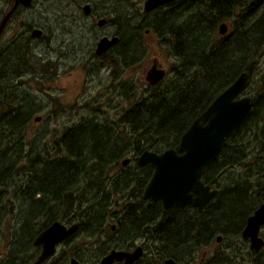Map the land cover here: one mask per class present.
Here are the masks:
<instances>
[{
  "label": "trees",
  "instance_id": "16d2710c",
  "mask_svg": "<svg viewBox=\"0 0 264 264\" xmlns=\"http://www.w3.org/2000/svg\"><path fill=\"white\" fill-rule=\"evenodd\" d=\"M178 12V19L188 12L187 18L172 25L168 23L169 16L164 23L165 28L154 32L170 47L176 60L171 67L175 76L170 83L165 85L161 80L156 85L149 84L146 94L139 96L136 93L135 101L124 109L116 121L99 122L97 118L90 117L68 127L59 138H53L51 152L46 146L38 150V146L30 145L24 155L19 148L9 164L0 166V185L5 184L18 163H23L27 171L29 179L25 180L22 194L28 198L30 207L27 208L25 227L30 228L32 223L28 222L40 217L43 221L52 222L58 218L62 208L67 210V216L72 215L74 206L79 213L72 216L77 217L80 223L105 221L109 216L112 196H124L125 190L134 186L135 189L119 201L125 206L121 218L157 216L160 205H153L154 200L147 202L141 198L135 204L148 182L151 169L134 164L130 168L127 165L121 172L124 173L122 176L111 177L113 188L118 191L115 193L106 176L108 167L118 164L127 153L135 158L144 150L161 153L165 149L177 148L180 136L197 116L237 76L247 71L250 75L248 87L252 79L259 76L256 85H253L252 108L240 130L226 141L220 156L207 166L202 177L209 184L216 181L221 189L219 195L229 200H223V215H219L218 219L231 221L237 216L240 209L237 195L246 194L249 189L239 182H235L232 189L219 181L222 179L220 174L239 165L247 168L239 176L241 178L264 177V72L261 68V63L264 65V0H192V3L180 7ZM223 22L228 25L225 35L218 32ZM138 36L133 34L136 40H139ZM121 37V45L115 53L99 59L101 67L112 66L113 73L117 66L129 63L126 38L124 35ZM7 50L4 52V55L8 53L7 56L0 58L1 67V64L11 62H4L10 51L19 55L15 53L19 51L18 43L13 42ZM138 51L132 53L136 55ZM25 52L28 53L27 48ZM29 70L27 65L23 70H16L15 74L21 76ZM3 76L0 75L1 80ZM121 92L122 97L130 95L125 88ZM33 107L30 101L12 102L6 95L0 96V156L7 152L12 138L22 142L26 125L35 112ZM105 135L106 142H102ZM248 150L249 153H256L257 161L244 165L249 156ZM117 179L121 182L114 184ZM256 185L257 192L264 191L259 183ZM230 202L232 206L229 207L227 204ZM95 211L96 216L93 215ZM167 216L169 219L172 217L170 214ZM173 226V222L167 221L164 232L176 231Z\"/></svg>",
  "mask_w": 264,
  "mask_h": 264
},
{
  "label": "flooded vegetation",
  "instance_id": "af4514ba",
  "mask_svg": "<svg viewBox=\"0 0 264 264\" xmlns=\"http://www.w3.org/2000/svg\"><path fill=\"white\" fill-rule=\"evenodd\" d=\"M47 2L48 0H0V26L4 22L0 40L4 30L12 24L21 26V32L15 39L23 37L27 42H33L47 37L49 40L53 37L55 32L51 24L44 26L46 23L40 18L45 19V17H40L41 14L35 12L36 7L42 8ZM61 2L64 5V15L67 16V11L74 22L80 23L77 27L83 36H92L97 39L94 51L100 38L113 36L119 38L104 53L97 55L95 51L96 56L102 59L112 52L115 53L121 45L123 34L129 33L130 36L141 35V32H144V35L155 34L157 29L165 28L164 23L168 21L169 16H171V24L176 25L179 8L187 2L192 3V0H170L151 9H145L147 0H62ZM130 22H133L132 28ZM138 37L140 44L142 37ZM15 39L11 42L17 43ZM131 40V37L128 40L126 38V47ZM5 51L4 48L0 49V58ZM128 59V62L133 61L131 53ZM151 61L148 69L153 65L160 67L156 58ZM137 157L132 160L129 158L125 166L130 165L133 160L134 165L138 166ZM123 160L120 161L121 165ZM143 166L149 167L152 174V166L148 164ZM139 172L132 171V173ZM123 174L115 173L112 177ZM133 180L131 178L130 182L133 183ZM202 181L210 190H216V193L201 210L193 203L176 204L164 210L159 200L152 199L153 205L157 203L160 205L157 216L125 219L117 215L120 214L119 209L113 211L111 210L113 207L109 206V216L105 218V221L103 220L104 222L80 223L77 217L67 216V211L61 209L58 218L52 222L45 220L43 227L28 228L29 230L27 227H21L13 230L11 244L7 245L3 251L0 247V264H37L43 252V246L36 244L35 241L41 232L57 221L66 228L74 224H78V228L55 243L53 253L47 255L40 264H100L109 254L113 255V260L108 264H264V223H261L255 231L245 232L249 217L264 204V192H257L255 179L239 178L237 180L245 184L244 188L249 191L246 194L237 195L240 201L237 205L240 209L231 221L218 219L219 215H223L221 209L224 207L225 198L219 195L220 186L216 184V181L212 184L206 183L204 179ZM120 182L121 180L117 179L114 184ZM108 183L113 191L111 177ZM134 189L135 186L125 190L124 196H121L119 201L124 200L130 194L128 192ZM114 192L118 193L115 190ZM193 196H196L195 192ZM141 198L143 199L142 193ZM143 200L152 201L151 199ZM167 214L172 217L169 219ZM109 218L113 222L108 227L110 235L107 231ZM167 221L173 222V227L177 230L164 232ZM26 230L27 233H25ZM136 252L139 256L130 261L129 256Z\"/></svg>",
  "mask_w": 264,
  "mask_h": 264
},
{
  "label": "rangeland",
  "instance_id": "374dc122",
  "mask_svg": "<svg viewBox=\"0 0 264 264\" xmlns=\"http://www.w3.org/2000/svg\"><path fill=\"white\" fill-rule=\"evenodd\" d=\"M61 1L48 0L42 8L36 7L35 12H38L36 14L40 13V17H45V19L40 18L41 21L46 23H43L44 26L51 24L54 29L55 35L49 40L47 37L33 42L30 41V43L23 37L15 39L21 32V26L17 27L14 24L9 25L1 37L0 49L4 48L7 52V49L13 44L11 41L15 39L14 41L19 45V51L15 53L19 55L16 56L13 54L14 52L10 51L11 54L4 59V62H7V60L11 62L8 65L5 63L1 64L2 67L0 66V75L4 74L3 80L0 77V96L5 97L6 95L9 97V101L12 102L30 101L35 110L23 132L22 142H16V139L12 138L7 145L9 149L0 156L1 167L9 164L19 150L24 151V155H26L30 145L38 146V150L47 147L46 149L51 152L53 138H59L68 127L88 120L90 117L97 118L99 122L118 120L124 109L135 101L134 96L136 93L141 96L148 92L149 84L145 81V72L151 66V59L156 58L160 67L167 72L163 84L170 83L175 76L171 71V67L176 64V60L170 47L159 36L152 33L144 35V32H141L140 37L142 38L139 45L138 39L136 40L133 35L123 34L127 40L129 37L132 38L130 43H127L125 50L130 53L139 50L138 54H131L133 61L123 63L124 66H117L115 73H113L112 66L101 67V63H99L101 58L97 57L94 51L97 39L92 36H83L81 30L77 27L80 23L74 22V19L70 17L71 14H67V11V16L64 15V5ZM192 9L189 11L192 12ZM187 14L188 12L184 13L175 23L178 24L181 19L187 18ZM171 22L172 20L169 19L168 23ZM132 23L130 22L131 28ZM26 48L28 53H25ZM7 54L4 56H7ZM262 64L261 68L264 72V65ZM27 65L31 69L29 73L21 76L15 74L16 70H23ZM114 74L118 77L114 78ZM258 79L259 76L252 79L253 82L245 90V94L252 95L253 85H256ZM123 88L127 89L130 95L122 97L121 91ZM35 118L38 119L35 120ZM106 139L107 136L105 135L102 142H106ZM247 152L249 153V150ZM126 158L132 159L133 157L127 153L122 159ZM255 160L257 161L256 153H249L244 165L252 164ZM133 164L134 160L129 167L133 168ZM127 167L122 166L119 162L113 167H108L109 172L106 176L110 178ZM245 169L247 170L246 166L239 165L234 170L223 172L220 174L222 179L219 183L221 185L227 184L229 188L233 189L235 182H238L237 180L241 178L239 176L244 173ZM26 179H29V177L24 164L18 163L11 176L4 182L5 184L0 185L1 251L11 244L13 230L25 227L24 224L27 222V208L30 205H28V198H25L22 194ZM254 183L255 185L259 183V186L264 190L263 176L255 178ZM120 198L121 196H113L110 199L112 205L110 207H113L111 210L117 211L119 209L120 214H117L119 217L122 216V209L124 208L122 206L123 202H118ZM140 199L141 196L135 203L133 198V204H138ZM224 199L228 200V198ZM113 202L118 203L114 204ZM227 205L232 206L231 202ZM50 206L56 207L55 204H50ZM73 208H75V211L72 212V215L79 213L76 211L75 206ZM96 213L95 211L93 215L96 216ZM28 223H32L30 229H33V227L42 226L45 222L40 217ZM107 223L108 228L113 222L109 218ZM107 231L110 235L109 228ZM25 233H27V230Z\"/></svg>",
  "mask_w": 264,
  "mask_h": 264
},
{
  "label": "water",
  "instance_id": "95a60500",
  "mask_svg": "<svg viewBox=\"0 0 264 264\" xmlns=\"http://www.w3.org/2000/svg\"><path fill=\"white\" fill-rule=\"evenodd\" d=\"M168 1L170 0H147L145 9ZM3 25L4 22L1 23L0 33ZM227 31L228 25L225 22L221 23L218 27L219 34L225 35ZM118 40L116 36L100 38L96 54L104 53ZM146 73L145 81L150 85L158 83L166 76L165 70L157 65H153ZM249 76L247 71H243L230 86L222 90L180 136L177 148L165 149L161 153L151 149L144 150L138 155V166L148 164L153 169L148 183L141 192L143 199L159 200L164 210L176 204L188 203H193L201 210L215 195L216 190H210L201 176L207 166L220 156L226 141L240 130L252 108L251 95L244 93L250 83ZM128 162L129 158H126L122 165L125 166ZM193 192L196 193L195 197ZM254 213L248 219L245 232L255 231L264 223V204ZM76 228L78 224L66 228L57 221L41 232L35 241L36 244L43 246L37 264L53 253L55 243L69 236ZM138 256L136 252L131 254L129 259L131 261ZM112 260L113 255L109 254L100 264H108Z\"/></svg>",
  "mask_w": 264,
  "mask_h": 264
},
{
  "label": "bare ground",
  "instance_id": "6f19581e",
  "mask_svg": "<svg viewBox=\"0 0 264 264\" xmlns=\"http://www.w3.org/2000/svg\"><path fill=\"white\" fill-rule=\"evenodd\" d=\"M25 53H26V52H25ZM54 154H55V153H54ZM132 159H133V158H132ZM132 159H131V160H132Z\"/></svg>",
  "mask_w": 264,
  "mask_h": 264
}]
</instances>
